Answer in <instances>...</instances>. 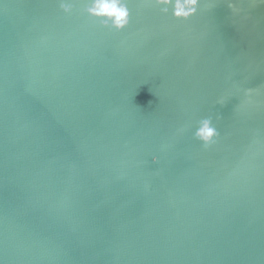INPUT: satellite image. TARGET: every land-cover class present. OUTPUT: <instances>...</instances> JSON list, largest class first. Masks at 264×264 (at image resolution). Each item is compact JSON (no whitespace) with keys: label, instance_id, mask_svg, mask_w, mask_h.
<instances>
[{"label":"water","instance_id":"95a60500","mask_svg":"<svg viewBox=\"0 0 264 264\" xmlns=\"http://www.w3.org/2000/svg\"><path fill=\"white\" fill-rule=\"evenodd\" d=\"M67 2L0 0V264H264V0Z\"/></svg>","mask_w":264,"mask_h":264},{"label":"clouds","instance_id":"9594fccd","mask_svg":"<svg viewBox=\"0 0 264 264\" xmlns=\"http://www.w3.org/2000/svg\"><path fill=\"white\" fill-rule=\"evenodd\" d=\"M160 6L162 13L169 12V5H173V14L176 17L187 18L198 10L199 0H154ZM61 7L67 12L71 10V4L67 0H61ZM87 11L102 19V23L123 29L130 19V9L126 0H89ZM196 137L204 142L205 146L214 143V138L219 135L218 130L210 117L200 121L199 127L195 130ZM157 159V157H153Z\"/></svg>","mask_w":264,"mask_h":264}]
</instances>
